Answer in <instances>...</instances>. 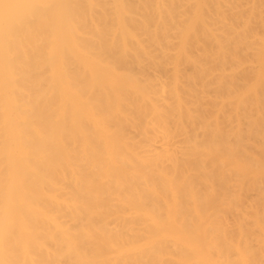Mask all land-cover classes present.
<instances>
[{
  "label": "bare ground",
  "instance_id": "bare-ground-1",
  "mask_svg": "<svg viewBox=\"0 0 264 264\" xmlns=\"http://www.w3.org/2000/svg\"><path fill=\"white\" fill-rule=\"evenodd\" d=\"M0 264H264V0H0Z\"/></svg>",
  "mask_w": 264,
  "mask_h": 264
}]
</instances>
